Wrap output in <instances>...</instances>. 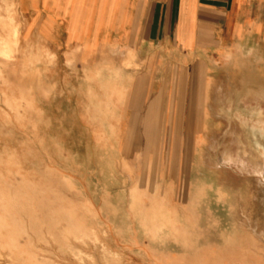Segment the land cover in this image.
<instances>
[{"label":"rangeland","instance_id":"1","mask_svg":"<svg viewBox=\"0 0 264 264\" xmlns=\"http://www.w3.org/2000/svg\"><path fill=\"white\" fill-rule=\"evenodd\" d=\"M28 6L0 0V264H264V57H85Z\"/></svg>","mask_w":264,"mask_h":264},{"label":"crops","instance_id":"2","mask_svg":"<svg viewBox=\"0 0 264 264\" xmlns=\"http://www.w3.org/2000/svg\"><path fill=\"white\" fill-rule=\"evenodd\" d=\"M28 5L21 10L42 12L47 31L62 28L63 42L85 57L135 56L142 63L169 58L188 67L236 48L264 57V0H28Z\"/></svg>","mask_w":264,"mask_h":264},{"label":"bare ground","instance_id":"3","mask_svg":"<svg viewBox=\"0 0 264 264\" xmlns=\"http://www.w3.org/2000/svg\"><path fill=\"white\" fill-rule=\"evenodd\" d=\"M257 105V107H258V104H256ZM249 110V109H248ZM240 116V115H239ZM238 118V117H237ZM240 119V118H239ZM249 119V118H248ZM250 120V119H249ZM251 121V120H250ZM241 122H243V121H241ZM248 122V121H247ZM247 124V123H246ZM264 124V123H263ZM255 125V124H254ZM261 125V124H260ZM264 126V125H263ZM263 128V127H262Z\"/></svg>","mask_w":264,"mask_h":264}]
</instances>
